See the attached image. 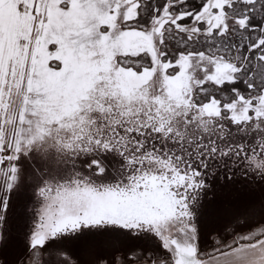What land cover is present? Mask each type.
<instances>
[{
    "label": "snow or ice",
    "instance_id": "obj_1",
    "mask_svg": "<svg viewBox=\"0 0 264 264\" xmlns=\"http://www.w3.org/2000/svg\"><path fill=\"white\" fill-rule=\"evenodd\" d=\"M0 264H264V0H0Z\"/></svg>",
    "mask_w": 264,
    "mask_h": 264
}]
</instances>
